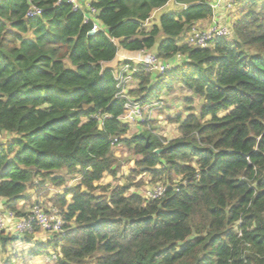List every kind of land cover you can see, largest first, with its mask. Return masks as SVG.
<instances>
[{"label": "trees", "instance_id": "trees-1", "mask_svg": "<svg viewBox=\"0 0 264 264\" xmlns=\"http://www.w3.org/2000/svg\"><path fill=\"white\" fill-rule=\"evenodd\" d=\"M55 1L0 0V134L14 135L0 141V198L54 188L65 228L28 255L58 247L54 264H264V0H238L232 39L206 48L180 39L211 18L210 0H90L103 27L94 35L81 11ZM169 1L185 7L141 26ZM30 5L41 15L25 18ZM141 50L181 60L163 75L135 73L129 94L150 103L179 83L204 100L199 113L169 118L170 139L150 119L128 134L118 118L117 56ZM114 139L139 158L126 183L109 188L100 181L116 174ZM160 181L156 198L129 191ZM20 238L1 233V247Z\"/></svg>", "mask_w": 264, "mask_h": 264}, {"label": "built area", "instance_id": "built-area-1", "mask_svg": "<svg viewBox=\"0 0 264 264\" xmlns=\"http://www.w3.org/2000/svg\"><path fill=\"white\" fill-rule=\"evenodd\" d=\"M66 3L71 6L73 11H81L83 13V22L90 23L91 26L87 30V35H94L103 27L95 20L97 10L90 4V0H56V4ZM212 8V16L218 14L221 10L231 11L238 6V0H210ZM43 9L30 5L25 12V18H35L41 15ZM231 34V24L225 19L216 20L207 27H202L194 24L189 31L182 35L183 42L198 48H206L219 37L228 38ZM119 67L114 71L118 83L119 95L124 99L123 112L118 117L122 122L129 125L131 123H143L146 119V110L152 108L150 103H144L139 96L129 94L132 89L133 82H137L134 74L145 73L152 76L163 75L171 71L181 60L180 54L176 55L173 60H166L159 57L157 54L147 50H141L131 53L130 55H121ZM138 83V82H137ZM137 85V84H136ZM152 103V102H151ZM155 107V106H154ZM117 139H114V145L117 144ZM165 186L156 184L150 189H147L145 196L148 198H156L163 194ZM46 232L53 236L58 235L59 238L65 235L64 221L55 207H50L45 210L41 205L35 203L29 210L17 215L11 209L0 208V234L6 233L8 230L11 233L19 234L20 236L28 233H35L34 228ZM12 229V230H11ZM59 255V248L50 249L47 252L49 260L56 259Z\"/></svg>", "mask_w": 264, "mask_h": 264}, {"label": "rangeland", "instance_id": "rangeland-1", "mask_svg": "<svg viewBox=\"0 0 264 264\" xmlns=\"http://www.w3.org/2000/svg\"><path fill=\"white\" fill-rule=\"evenodd\" d=\"M174 8L175 7L173 6L171 7V9ZM163 10L164 9L153 10L150 15V18H148V20L143 21L141 26L146 30H148L154 24H158L159 16L162 14L161 12H163ZM219 14L221 15L220 18L224 17L222 19L229 21L230 24L235 18L239 16L237 6L233 8L231 11L221 10ZM216 15L217 14H215L214 17H211L210 19L211 21L208 24L204 25V27L211 25V23L216 21V19L218 20ZM182 39H180L181 43L183 42ZM227 39H232V36L230 35ZM117 58H120V56H117ZM116 64L117 61H113L107 64V66L113 68L114 66H116ZM159 93H160L158 96L159 98L157 97L158 98L157 100L152 101V103L150 102L152 108L146 110L147 113L145 116L146 118H149L151 121L149 128L152 132H154L160 137H164L165 139H170L172 137L177 136V130H176L177 125L176 123L171 122L169 118L179 114L183 119L186 115H188L191 112L199 113L204 100L202 97L197 96L192 90L184 87L179 83H173L168 88L164 87L161 89ZM225 112L226 111L224 112L221 111L219 112V114L221 115ZM128 126H129L128 134H132L137 131L136 123H131ZM12 138H14L13 134L5 133V132L0 134L1 142H10ZM111 152H112V156L115 159L116 174L114 176L105 175L100 181L101 185H108L109 188L115 185H122L126 183V179L129 175H131V171L137 168L136 161L139 158V156L133 153L131 148L125 146L123 143H117L113 145ZM55 174L66 177L68 185H73L77 181V179L73 175H67L64 169L55 171ZM139 178H144V175H137L134 177V179H132V181L134 182ZM158 184H164V183L160 181ZM152 186H154V184H147L140 188L131 187L129 191H138L143 195H145L146 190L150 189ZM33 192L34 194H36L34 189L32 190V194ZM56 192L58 191H55L54 188H51L47 194L43 195L40 198L36 197L35 199H31L30 195L27 194V196L28 195L29 196L25 198L28 201L27 202L28 207L26 209L29 210L33 204L37 203L41 205L45 210H48L50 207L54 206L52 202V197ZM34 242L35 241H33L32 243ZM16 244L18 245V242ZM17 245L12 246V248H15L14 250L16 251H14V253H10L11 255H8L9 258L12 257V259L10 258L12 264H54L55 263V259L49 260L47 254H43L45 255V258H35V257L30 258L31 256L28 255V250L34 248V246L30 248L32 244L31 246H28V250L26 249L27 252L21 250L19 251ZM20 246H26V245L22 243V245ZM21 253L22 255H19ZM1 257L3 260L7 258L6 254L4 255L2 250H0V259Z\"/></svg>", "mask_w": 264, "mask_h": 264}, {"label": "crops", "instance_id": "crops-1", "mask_svg": "<svg viewBox=\"0 0 264 264\" xmlns=\"http://www.w3.org/2000/svg\"><path fill=\"white\" fill-rule=\"evenodd\" d=\"M172 6L175 7V8L171 9ZM184 7H185L184 4H177V3H174L173 1H169L163 7L158 8V9L159 10L160 9H164L163 12H178V11L182 10ZM163 12H161V13H163ZM216 16H217L218 20H221L222 18H224V17L220 18L221 15L219 14V12H218V14ZM210 19L211 18L202 19V20H199V21L195 22V24L204 27V25L208 24L211 21ZM136 80L138 82L137 78H136ZM137 82H133L132 89L137 87V85H136V84H138ZM32 190H33L32 188L31 189L30 188L26 189L22 193V195H21V197L19 199L11 201L9 204L3 203L4 200L2 198H0V208L1 209H5V208L7 209V206H8V207L16 208L17 211H19L20 213L25 212L27 210L26 208L28 207L27 206V202L28 201L25 198L28 197L29 195H30L31 199H35L37 197L36 194H34V192L32 194ZM27 194H29V195L27 196ZM5 234H12V233H11L10 230H8ZM20 237H21L20 239H17L14 242L8 243L4 248L1 247V244H0V250H2L4 255L6 254V257H9L8 255H11L10 253H14V251H16V250H14L15 248H12V246L13 245L16 246L17 242H18L17 246H18L19 251L21 250V251H26L27 252L28 246H31V244H32V246L30 248H32L33 246L35 247L38 244H46L51 239L52 236L50 234L46 233V232H43L41 230H37L33 234H26V235L23 234ZM33 241H35V242L32 243ZM22 243H24L26 246H20V245H22ZM48 250H50V249H48ZM11 251H13V252H11ZM19 255H22V253L19 254ZM34 257L35 258H45V255H43V256L42 255H36ZM10 258L12 259V257H10ZM30 258H33V257H30ZM1 259H2V257H1ZM2 261H4V260L2 259L0 264H2Z\"/></svg>", "mask_w": 264, "mask_h": 264}, {"label": "water", "instance_id": "water-1", "mask_svg": "<svg viewBox=\"0 0 264 264\" xmlns=\"http://www.w3.org/2000/svg\"><path fill=\"white\" fill-rule=\"evenodd\" d=\"M160 151V149H156L155 152L158 153Z\"/></svg>", "mask_w": 264, "mask_h": 264}]
</instances>
